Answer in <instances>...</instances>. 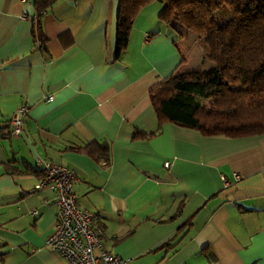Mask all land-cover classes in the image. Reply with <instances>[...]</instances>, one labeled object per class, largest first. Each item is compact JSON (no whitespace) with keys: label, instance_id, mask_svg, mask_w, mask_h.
I'll list each match as a JSON object with an SVG mask.
<instances>
[{"label":"crops","instance_id":"crops-1","mask_svg":"<svg viewBox=\"0 0 264 264\" xmlns=\"http://www.w3.org/2000/svg\"><path fill=\"white\" fill-rule=\"evenodd\" d=\"M160 8L139 9L117 53L118 0H55L40 20L45 49L33 0H0V264H70L45 244L56 198L27 168L40 157L73 170L77 203L121 264H264V132L203 135L163 121L132 137L158 127L150 90L207 60L203 45L190 60ZM88 142L106 143L109 161Z\"/></svg>","mask_w":264,"mask_h":264},{"label":"trees","instance_id":"trees-1","mask_svg":"<svg viewBox=\"0 0 264 264\" xmlns=\"http://www.w3.org/2000/svg\"><path fill=\"white\" fill-rule=\"evenodd\" d=\"M54 1L33 0V39L43 49L45 38L40 20ZM150 1L153 0H118L117 53L126 48L139 9ZM157 1L162 5L157 14L159 21L174 29L182 25L201 36L206 58L215 64L174 72L156 84L149 95L159 119L158 127L147 134L135 128L132 137L159 133L163 121L196 129L203 135L237 137L263 133L264 0ZM227 8L229 16L218 19V12ZM85 147H90L93 157L109 161L106 143L88 142ZM27 168L39 179L43 175L37 164Z\"/></svg>","mask_w":264,"mask_h":264},{"label":"built area","instance_id":"built-area-1","mask_svg":"<svg viewBox=\"0 0 264 264\" xmlns=\"http://www.w3.org/2000/svg\"><path fill=\"white\" fill-rule=\"evenodd\" d=\"M28 1V0H23ZM51 95L46 97L50 100ZM27 105H20L10 119L9 132L18 135L23 126ZM168 161L164 164L167 166ZM36 164L43 171L37 187L48 186L56 198V214L52 231L46 236L45 244L70 264H121L122 259L101 245L102 229L94 223V213L81 207L73 190V170L64 163L37 158ZM239 178L237 171L233 172ZM225 184L228 183L223 177Z\"/></svg>","mask_w":264,"mask_h":264},{"label":"rangeland","instance_id":"rangeland-1","mask_svg":"<svg viewBox=\"0 0 264 264\" xmlns=\"http://www.w3.org/2000/svg\"><path fill=\"white\" fill-rule=\"evenodd\" d=\"M228 16H229V9L227 8V10H222V13L218 12L216 17L218 19H225ZM171 31H173V30H171ZM190 33H194V32H192V30H190V29L183 27L182 25H177V32L175 30V32L173 31L170 34L173 37H177V38L180 37L181 34L183 35L182 36L183 38H179V39H177V41L179 42V44L181 43L182 45H183V43L189 44V46H188V47H190L189 56H190V60L193 61L192 59H196L195 54L197 52V49H201L203 42H202L201 36H198L197 34H196L197 36H194V34H190ZM202 48L205 50L204 47H202ZM205 55H206V51H205ZM205 59H207V58H205ZM187 64L188 65H186V69L190 70V69L200 68V67L201 68L202 67L203 68L211 67L215 63L212 62L211 60L207 59V60H205L204 63H199L198 65H195V63H193V62H189Z\"/></svg>","mask_w":264,"mask_h":264}]
</instances>
